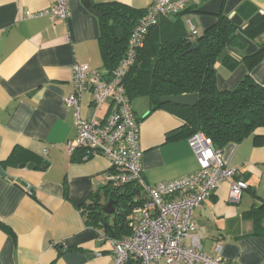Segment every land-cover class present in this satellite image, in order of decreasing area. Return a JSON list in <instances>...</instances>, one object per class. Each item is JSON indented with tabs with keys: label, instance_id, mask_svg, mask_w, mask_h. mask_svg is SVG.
Wrapping results in <instances>:
<instances>
[{
	"label": "crops",
	"instance_id": "crops-1",
	"mask_svg": "<svg viewBox=\"0 0 264 264\" xmlns=\"http://www.w3.org/2000/svg\"><path fill=\"white\" fill-rule=\"evenodd\" d=\"M85 1L68 0L70 16L52 19L40 13L55 0H0V167L5 173L0 174V264H110L113 260L109 242L98 239L103 228L88 223L82 212L83 204L107 184L110 164L99 155L80 160L79 151L70 154L67 148L77 136L75 107L65 102L75 90L73 64L79 61L106 72L100 18ZM90 2H121L142 10L153 0ZM218 14L233 20L246 41L243 52L232 51V56L240 60L242 53L258 50L257 41L244 29L264 17V0H193L169 17L182 19L189 31L191 20L200 34L217 21ZM216 72L222 90L235 89L248 72L264 86V56L251 70L244 62L230 68L219 61ZM92 98L89 91L81 94L83 118L89 116ZM132 106L142 118L147 183L172 181L199 169L187 137L167 138L182 126L180 118L164 109L150 111L146 97L132 100ZM222 154L229 166L238 168L231 181L242 178L248 188L238 202H232L231 181L223 182L194 209L196 234L203 250L213 256L239 264H264V207L258 208L264 202V127L239 143L227 144ZM29 162L36 167H20ZM143 197L142 190L134 195ZM253 208L257 209L251 213Z\"/></svg>",
	"mask_w": 264,
	"mask_h": 264
},
{
	"label": "built area",
	"instance_id": "built-area-1",
	"mask_svg": "<svg viewBox=\"0 0 264 264\" xmlns=\"http://www.w3.org/2000/svg\"><path fill=\"white\" fill-rule=\"evenodd\" d=\"M193 0H153L134 28L124 57L110 76L76 61L72 66L75 90L65 99L75 107L77 136L67 142L68 152L85 149L83 160L99 155L105 157L110 168L107 182L115 186L135 184L143 188L144 201L127 215L130 234L123 238L111 237L102 229L101 242H109L113 252L110 264H239L216 257L202 248L193 211L225 181H231L238 172L223 159L211 138L196 132L188 138L199 169L178 179L149 184L143 178L140 122L133 110L125 87V77L135 63L137 52L143 46L146 34L160 17L179 14ZM52 19L70 16L68 0H55L40 14ZM35 14H29L34 17ZM192 36L198 31L188 20ZM91 92L93 98L87 118L80 115L81 94ZM111 102L100 115L106 101ZM248 184L242 178L230 182L229 199L238 202ZM190 242L187 243L186 240ZM220 249V245L216 246Z\"/></svg>",
	"mask_w": 264,
	"mask_h": 264
},
{
	"label": "trees",
	"instance_id": "trees-1",
	"mask_svg": "<svg viewBox=\"0 0 264 264\" xmlns=\"http://www.w3.org/2000/svg\"><path fill=\"white\" fill-rule=\"evenodd\" d=\"M91 7L99 13L103 66L106 75L110 76L124 57L144 9H134L121 2L91 4ZM239 31L233 20L218 14L217 21L194 38L182 19L160 17L150 27L143 46L138 49L135 63L125 77L131 104L138 97H146L151 105L150 111L164 109L180 118L182 126L168 134V139L189 138L201 131L221 150L264 127V86L257 83L250 72L233 90H222L217 84V62L221 61L230 68L244 62L251 70L264 56V17L244 29L247 37L257 41L259 48L251 54L242 53L240 60L231 55L236 49L243 52L246 46ZM194 42L197 47L189 50ZM190 93L198 94L195 106L160 102L162 96ZM141 119L138 118L139 122ZM76 151L83 160L86 150ZM140 190L143 191L141 186L131 183L115 186L107 182L91 201L83 204L82 212L88 223L102 227L109 236L126 237L130 234L127 215L144 201V197L134 198ZM110 199L116 200L112 219L103 211ZM260 207H264V202ZM255 209L250 212L254 213ZM260 230V227L256 228V232Z\"/></svg>",
	"mask_w": 264,
	"mask_h": 264
},
{
	"label": "water",
	"instance_id": "water-1",
	"mask_svg": "<svg viewBox=\"0 0 264 264\" xmlns=\"http://www.w3.org/2000/svg\"><path fill=\"white\" fill-rule=\"evenodd\" d=\"M84 4L90 8V10L96 14L99 15V13H97L92 7H91V2L90 0H86L84 2ZM197 47V42H194L192 44V46L189 48V50H192L194 48ZM237 51H241V49H236ZM198 101V94L197 93H190V94H180V95H167V96H162L160 97V102L162 103H171V104H175V105H182V106H195L197 104ZM27 166L28 168L32 169L36 167V164L33 162H29V163H22L20 165V167H25ZM0 174L1 175H5V173L3 172L2 168L0 167ZM104 187V185L98 186V190ZM31 191L33 192L34 190L31 189ZM116 204V200L114 199H110L106 205L103 208V211L107 214V215H111L115 213V205ZM106 227V225H105ZM62 251H64V249H62Z\"/></svg>",
	"mask_w": 264,
	"mask_h": 264
},
{
	"label": "rangeland",
	"instance_id": "rangeland-1",
	"mask_svg": "<svg viewBox=\"0 0 264 264\" xmlns=\"http://www.w3.org/2000/svg\"><path fill=\"white\" fill-rule=\"evenodd\" d=\"M113 216H115V214H111V216H110V219H112V218H113Z\"/></svg>",
	"mask_w": 264,
	"mask_h": 264
}]
</instances>
